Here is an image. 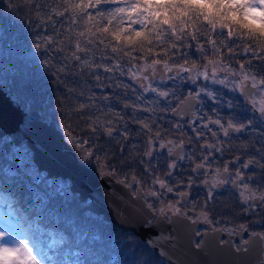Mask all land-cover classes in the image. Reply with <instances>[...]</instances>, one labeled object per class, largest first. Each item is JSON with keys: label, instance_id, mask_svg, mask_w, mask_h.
Segmentation results:
<instances>
[{"label": "snow or ice", "instance_id": "6c2138e0", "mask_svg": "<svg viewBox=\"0 0 264 264\" xmlns=\"http://www.w3.org/2000/svg\"><path fill=\"white\" fill-rule=\"evenodd\" d=\"M29 3L34 9V29H40L34 47L45 55L40 63L57 77L75 67L74 74H88L101 92L99 96L92 92L73 109L87 125L89 138L76 136L67 126L63 129L80 167L88 168L94 160L99 161L100 152L109 175H116L119 170L111 165H138L143 179L133 171L130 181L125 176L119 183L128 188L138 186L134 195H142L153 218L162 219H189L185 209L190 189L196 183L194 177L203 175L206 178L200 183L207 187V195L200 218L209 222L208 205L214 200L215 191L230 185L236 192L241 214L245 218L249 214L258 217L251 224L239 225V231L248 233L252 225L264 227V0ZM7 6L13 7L11 0ZM57 54L62 57L60 67L53 63ZM118 77H126L132 83H124ZM157 80L161 84L179 80L193 87L181 98L176 97L174 90L155 86ZM217 85L219 89L214 87ZM121 88L124 97L129 92L134 96L133 102L121 101L124 109L132 110L128 122L109 104L112 97L104 92ZM224 89L236 95L225 100ZM146 94H153L152 98L145 99ZM80 96L85 93L81 91ZM169 98L176 99L174 106ZM205 99L210 104L209 111L201 110ZM97 101H103V106H98ZM162 101L167 105L164 108L159 107ZM220 109L227 111L226 120ZM157 110L178 119L162 128L152 118ZM137 113L149 115L140 118ZM188 114L186 124L194 136L187 140L168 138L184 128L182 121ZM129 124L137 125L138 135L144 136L142 146L134 141ZM249 129L258 134L259 146L256 141L232 144L234 134ZM101 137L106 138L105 143L96 144ZM105 145L109 146L107 150ZM161 150L167 156L162 171L158 156L153 162L154 154ZM217 158L219 163H215ZM182 161L189 162V174L175 180L178 162ZM169 195L175 199L166 200ZM149 198L161 206L157 208ZM10 233L0 230V264H44L42 253H37L26 239L18 240ZM250 235L264 242V231H252ZM243 243L246 246L249 240Z\"/></svg>", "mask_w": 264, "mask_h": 264}, {"label": "trees", "instance_id": "16d2710c", "mask_svg": "<svg viewBox=\"0 0 264 264\" xmlns=\"http://www.w3.org/2000/svg\"><path fill=\"white\" fill-rule=\"evenodd\" d=\"M8 2L0 0V84L25 111H38L45 121L55 122L60 131L67 126L76 136L89 138L85 131L87 125L73 109L85 102L92 92L101 94L93 86L95 81L88 74H74L75 67L59 77L54 76L40 63L45 59L44 53L34 47L35 35L40 29H34V9L29 0H11L12 8L7 6ZM57 56L53 63L60 67L62 57ZM118 79L132 83L126 77ZM81 91L84 97L80 96ZM104 92L112 97L109 104L128 122L131 109H124L121 101L133 102L132 93L124 97L123 88L104 89ZM97 105L103 106V101H97ZM129 128L134 141H139L141 146L144 136L138 135L137 125L129 124ZM105 139L101 137L95 143L103 145ZM12 146L10 139H0V209L20 230L30 234L29 242L37 253L43 254L44 264H168L134 234L123 232L89 212L88 203H80L69 186L49 190L41 179L40 183L44 184H38L37 188L44 193V198L35 197L24 188L22 175L11 172L16 168L11 157ZM108 147L105 145L106 150ZM99 156V161L94 160L91 167L105 164L103 152ZM111 166H116L118 172L126 176L140 168L138 165ZM106 168L109 172V167Z\"/></svg>", "mask_w": 264, "mask_h": 264}, {"label": "water", "instance_id": "95a60500", "mask_svg": "<svg viewBox=\"0 0 264 264\" xmlns=\"http://www.w3.org/2000/svg\"><path fill=\"white\" fill-rule=\"evenodd\" d=\"M4 137L14 146L25 143L38 172L47 178L68 180L70 192L77 194L79 202L88 203L89 212L134 234L168 264H252L256 259L250 248L234 252L218 246L219 231L204 233L199 246L195 245L201 222L153 218L142 195H134L131 188L109 174L80 167L55 122L44 121L38 111L22 109L0 84V139Z\"/></svg>", "mask_w": 264, "mask_h": 264}, {"label": "flooded vegetation", "instance_id": "af4514ba", "mask_svg": "<svg viewBox=\"0 0 264 264\" xmlns=\"http://www.w3.org/2000/svg\"><path fill=\"white\" fill-rule=\"evenodd\" d=\"M160 87H162V89H165L164 87L172 88L173 83L170 82ZM165 90H168V89H165ZM224 92L227 93L226 96L228 98L236 95L235 93H231V92L228 93L225 90ZM146 96H145V99H147ZM228 98H226L225 100H227ZM169 101H170V98H169ZM163 103L164 102H161L162 105ZM169 103L172 106L175 105L172 99H171V102ZM208 103L209 102L205 99L204 106L201 109L202 111H209L210 106ZM166 106H163V107H166ZM159 107L162 108V106L160 105ZM131 112L132 110L129 111L130 118H131ZM219 112H220V115L225 120L228 118V114L225 109H220ZM137 115L140 118H144V117H147L149 114L148 113H137ZM160 117H163V119L162 120L159 119ZM152 118L157 119V122L161 125L162 128H167L169 126V121L176 122V120L178 119L177 117H173L171 113H165L159 110H157V112L152 116ZM189 118H190V114L185 115L184 121H182V123H185L184 128L180 131H175L173 134H170L168 138H173L176 140L183 138L184 140H187L189 136H194V134L191 132V129L188 128L186 124V121ZM137 131H139L138 126H137ZM181 133H183V136L181 135ZM234 137H236L232 139V144L234 145H238L239 143L243 141H247V142L256 141L257 146H259L258 134L252 129L246 130L244 133L234 134ZM197 148H198V145H197ZM234 152L235 150H233V153ZM156 156L160 158V169L162 171L164 168V162L167 159L166 152L161 150V152L155 153L153 162H156L155 161ZM227 158H228V154L226 153L225 159ZM219 162H220L219 158H217L215 163H219ZM189 168H190V164L188 161L178 162V168L176 172L174 173V179L179 180L181 178H186L187 175L189 174ZM140 174H141V179H143L144 178L143 173H140ZM194 178L196 180V183L190 189L191 195L188 198V201L186 202L185 210L188 211V216H189L190 221L202 223L196 229L197 238L195 239V245H199L202 235L204 233L219 231L220 237L219 239H217L218 246H224L225 249L231 250L234 252L247 251L250 248L253 254H255V258H256L255 261L252 262V264H264V242H261L260 240L254 237H251L250 235L252 231H256V232L264 231V227L260 225H252V227L249 228L248 233H241L239 231V225L251 224L252 220L258 219V217H255L249 214V216L245 218L241 214V211H240L241 206L237 204L236 199H235L236 192L230 185H228V186H225L224 188L217 189L215 191V198L208 205L209 222H205L202 218H200L199 213L201 211V208L204 205V201L207 195V187L202 185L200 181L205 179L206 177H204L203 175H199ZM131 191L135 193L136 188L131 189ZM165 199L173 200L175 199V197H172L171 195H169ZM149 200L155 203L157 208L161 206L159 203H156L152 198H149ZM194 204H195V208H193ZM156 217H159V216H156ZM169 219H165V220L168 221ZM225 229H228V230L235 229L236 231L235 232L225 231ZM244 240H249V243L246 246L243 243ZM238 247L241 249L246 248L247 250L237 251L236 249Z\"/></svg>", "mask_w": 264, "mask_h": 264}, {"label": "rangeland", "instance_id": "374dc122", "mask_svg": "<svg viewBox=\"0 0 264 264\" xmlns=\"http://www.w3.org/2000/svg\"><path fill=\"white\" fill-rule=\"evenodd\" d=\"M170 82L173 83V87L172 88L164 87V88L168 89V90H174L176 97H178L179 94L186 95L188 89L193 87L192 85L187 84L186 82H185L186 84H184V82H180L179 80H177V81H165L162 84L159 83V80H157L154 83H155V86L160 87V86L168 84ZM214 87L217 89L220 88L219 85L214 86ZM160 88L162 89V87H160ZM224 90L226 92H228L226 89H224ZM146 95H147L146 98L149 100L152 98L153 94H146ZM171 99H173V102H175V98H170L169 102H171ZM160 106H162V108H164L163 106H166V105L163 103V105L160 104ZM56 128H57V126H56ZM4 138L9 139L8 137H4ZM13 146H12L11 157L14 161V164L16 165V168H14L11 172L22 175L23 183L25 186L24 188L29 189L35 197L44 198V193L41 190H39V188H37L38 184L42 185L45 183L44 186H46L49 190H50V188H52V189H55L57 191V190H59L60 187L68 189V186H69L68 180H62L60 178H47L44 172H38L34 162L32 161L31 151L27 148L25 143H22L19 146H14V147ZM94 169L96 171H98L101 175L108 174L107 168L103 167V164L98 165V168L95 167ZM140 173H143V172H142V169L139 168V170H137V172L135 173V174H137V177L139 179H141ZM132 175L133 174L127 175L129 181L131 180ZM111 176L114 177L117 181H120V180L124 179L126 175H123V174H121V172L117 171L116 175H111ZM41 179H44V183H40V181H42ZM137 187L138 186H134L131 189H134ZM75 195L77 196V194H75ZM80 203H82V202H80ZM5 229L9 230L11 232L10 235L14 236L16 239H18V240L26 239L29 242L30 234H25L22 230H20V228L17 227L16 223L11 221L10 217L8 219L6 216L3 215V213L1 212V209H0V230H5ZM29 245L31 246V242H29Z\"/></svg>", "mask_w": 264, "mask_h": 264}]
</instances>
